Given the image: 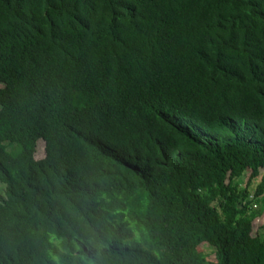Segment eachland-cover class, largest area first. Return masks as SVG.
<instances>
[{
    "label": "trees",
    "instance_id": "1",
    "mask_svg": "<svg viewBox=\"0 0 264 264\" xmlns=\"http://www.w3.org/2000/svg\"><path fill=\"white\" fill-rule=\"evenodd\" d=\"M0 85V264H264V0H0Z\"/></svg>",
    "mask_w": 264,
    "mask_h": 264
},
{
    "label": "rangeland",
    "instance_id": "2",
    "mask_svg": "<svg viewBox=\"0 0 264 264\" xmlns=\"http://www.w3.org/2000/svg\"><path fill=\"white\" fill-rule=\"evenodd\" d=\"M1 87V85H0ZM9 99H7L8 101ZM45 156V142L43 140H39L38 141V144H37V152H36V159H41ZM251 170H248L241 178H240V182H241V187H245L248 185V182H249V179H250V176H251ZM260 181V177H257L255 180H253L250 185H248V188H249V191L251 193V195H254V192H255V188L258 184V182ZM3 189L4 187H2L0 185V193L3 194ZM257 203V202H256ZM264 205V200H261L260 201V204L257 203V205H254V208L255 209H260L261 207H263ZM253 234L256 235V234H259L260 230H261V227L262 225H264V212L261 216H259L258 218H256L254 220V223H253ZM133 243H134V240L132 241H126L123 243V245H130V246H133ZM200 250L203 251L204 253H206L209 257L210 260H214L215 259V256H214V250L208 246V245H202L200 247Z\"/></svg>",
    "mask_w": 264,
    "mask_h": 264
}]
</instances>
